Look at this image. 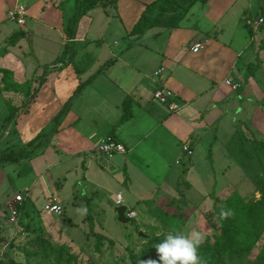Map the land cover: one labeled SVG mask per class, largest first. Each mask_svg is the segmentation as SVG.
Returning a JSON list of instances; mask_svg holds the SVG:
<instances>
[{"label": "crops", "instance_id": "1", "mask_svg": "<svg viewBox=\"0 0 264 264\" xmlns=\"http://www.w3.org/2000/svg\"><path fill=\"white\" fill-rule=\"evenodd\" d=\"M70 1L74 4L67 13L65 6ZM106 1L100 0L83 15L70 36L69 23L77 12V0H39L33 6L16 0L13 7L25 6V19L30 10L38 7L36 18L31 16V29L37 32L40 25L42 35L48 40L63 35L62 52L37 78L34 75L28 78L22 64L13 55V52L18 58L21 54L32 55L36 61L30 29L24 27L26 23L19 24L14 20L19 26L4 32L8 24H4L7 19L3 12H9L12 7L0 9L1 38L8 37L9 41L18 34L10 48L0 51V68L10 69L11 77L19 84L29 82L26 88L11 89V92L30 96L26 102L31 100L25 112L18 111L17 117L13 118L14 132L20 135L18 132L22 129L30 140L40 133H47L36 150L38 155L25 160L36 163L49 151L53 153L55 163L71 160L72 168L63 171L64 179L69 177L71 170L79 168L80 173L73 178V189L77 194L74 195L73 190L71 197L74 206L85 207L83 221L91 215V206L102 199L106 205L110 202L127 206L126 214L136 204L149 199L158 204L165 203L175 193L173 188L178 175L191 171L192 160L208 154L212 161L213 155L221 153L222 142L230 130L231 121L236 118L247 119L250 129L256 131L257 126L260 133H264V121H256L258 112L252 104L264 100V76H259L264 75V46L261 47L264 43L260 42L261 32L247 24L248 18L258 20V7L254 2L200 0L190 8L178 27L155 26L143 35H131L147 5L156 0H128L136 5L134 10L137 12L131 24L126 25L124 35L120 36L125 40L124 44L115 51L114 45L120 44V39L109 41L102 55H93L90 70L78 74L72 67L79 51L99 46L97 36L89 37L88 30L81 28L83 19L89 16L93 23L91 12L101 6L107 14H110L107 8L114 7L123 21L122 0H110L105 4ZM4 2L0 0V4ZM59 18L60 22H57ZM239 22L248 26L250 38L240 51L225 48L232 43L223 44L219 41L221 36L229 25H240ZM196 44L200 46L194 51ZM67 46H70L68 52ZM27 47L30 54L26 53ZM88 56V51L83 54L84 58ZM107 63L109 65L104 67ZM42 78L45 82L41 84ZM81 84L84 85L77 92ZM162 86L174 92L178 110L172 111L167 104L154 98L155 91ZM234 86H239L238 92L232 89ZM36 90L38 92L32 97ZM38 106L43 111L41 118L33 120L28 128H22L24 121L37 113ZM241 113L245 116L241 117ZM240 133L242 137L243 131ZM109 135L115 136L125 150L112 155L101 153L98 146ZM185 146L192 149L191 153H187ZM200 149L203 154L198 153ZM199 163H202L201 159ZM45 170L43 166L37 171L36 177L45 186L38 192L44 195L45 203L50 194L56 193L64 209L57 191H49L53 187L63 188L64 183L61 180L53 185L47 183L43 177ZM37 183L34 181L32 189H36ZM116 189L117 199L112 202L108 192Z\"/></svg>", "mask_w": 264, "mask_h": 264}, {"label": "rangeland", "instance_id": "2", "mask_svg": "<svg viewBox=\"0 0 264 264\" xmlns=\"http://www.w3.org/2000/svg\"><path fill=\"white\" fill-rule=\"evenodd\" d=\"M21 1L33 6L39 0ZM15 2L16 0H5L3 5L0 4V9L12 7L13 10ZM247 2H254L259 8L256 10L258 19L264 18V0H247ZM182 3L185 5L186 1L182 0ZM72 4H74L73 1L66 4L67 13L70 12ZM135 6L128 0H122L123 21L114 7H108L110 14H107L101 6L91 12L94 18L93 23L89 16L83 19L84 23L81 24V28L88 30L89 37L97 36V42L101 47L97 45L94 46L97 48H92L94 51L87 47L79 51L72 67L76 73L90 70L94 60L93 55H102L109 41L115 38L120 39V44L114 45L115 51L124 44L125 40L120 36L126 32V25L131 24V19L137 12L134 10ZM37 8L36 6L33 11H29L24 25L28 31L30 29L29 33L34 39L36 61L32 55L21 54L18 58L13 52L28 78L33 75L37 78L46 66L50 65L62 52L63 35L48 40L42 35L40 25H38L37 32L30 28L33 22L31 16L36 18ZM3 13L7 19L4 24H8L4 32L9 28L19 26L9 17L8 12ZM57 22H60V18ZM239 24H231L225 29L219 41L223 44L224 42L232 43L231 46L226 45L225 48L240 51L245 47L250 38L249 28L242 22ZM57 26H62V24H57ZM257 31L261 32L260 42L264 43V22L259 25ZM7 39L8 37L3 39L0 36V51L5 47L10 48L11 44ZM25 50L26 53H31L28 47ZM87 51L89 56L84 58L83 54ZM262 58L264 64V50ZM260 69L263 70V68ZM3 77L4 74L0 72V156L4 152L22 149V142L30 140L26 138L22 129L18 132L20 135H16L12 117L11 120L5 121L11 113V102L15 107L17 106L19 113L25 112L30 103L26 100L30 96L28 97L23 92L16 93L6 90ZM34 86H36L35 83ZM238 88L239 86L232 89L238 92ZM42 101L39 103L40 107ZM252 104L258 112L256 121H264L263 98ZM40 107L37 108L34 117H29L24 121L22 128L23 126L25 129L28 128L33 120L41 118L43 111ZM240 116L244 117L245 113H241ZM246 120L239 117L231 121L230 130L226 134L225 141L222 142L223 149L220 154L218 153L219 155H213L212 161L209 160L208 154L191 161V171L178 175L173 188L175 193L165 203L158 204L149 199L150 201L138 203L128 210L127 214H133L131 216L134 224H123L117 220L116 204L114 206L108 202L106 205L102 199L99 203L97 202L98 204L92 205L90 212L94 220L95 231L114 240V244L110 243L109 239H103L98 246L97 237L91 233L89 223L83 221L86 214L85 207L72 204L73 178L80 171L79 168H74L69 172L67 179L63 178V171L67 167L72 168L71 160L55 163L54 155L49 151L36 163L23 159L19 162L2 164L0 167V264H155V261L159 262L156 245L169 232L180 231L187 234L197 230L203 234V243L209 241V244L214 245L216 237L222 232L221 223L214 212L219 208L222 209L226 201L239 209L240 222L248 230H251L252 224L247 220L246 217L249 214L246 212H255L258 223L257 227H252V229L260 234V238L255 244L252 241L247 242L245 246L249 251V257L247 255L244 257L252 261L258 258L259 264H264V259H262L264 257V228H262L264 225V148L257 143V140H263L264 133H260L261 130L257 126L256 131L250 129ZM240 130L244 133L242 137L239 136ZM20 138L21 140H18ZM201 149L198 153L203 154ZM199 159L202 163H199ZM43 166L46 169L43 177L47 183L53 185L58 180L64 183L63 188H49L51 192L57 191L64 202V209L60 213L47 210L44 195L38 192L44 190L45 187L44 182L36 177L37 171ZM34 181H38L36 189H32ZM60 182L57 183L58 187ZM117 191L116 189L108 192L112 202L117 199ZM164 192L167 195L168 189ZM73 194H77L76 190ZM214 194L224 202L220 201L216 209L214 208ZM18 196L23 200L21 202L23 211H20L19 222L15 225L8 223L6 214L8 204L13 203ZM257 207H260V212H256ZM110 209L111 211H108ZM199 255L203 264H208L206 255L200 252Z\"/></svg>", "mask_w": 264, "mask_h": 264}, {"label": "trees", "instance_id": "3", "mask_svg": "<svg viewBox=\"0 0 264 264\" xmlns=\"http://www.w3.org/2000/svg\"><path fill=\"white\" fill-rule=\"evenodd\" d=\"M100 0H77L78 9L76 14L73 16L69 23V35L72 36L74 34L75 27L79 21V19L85 15L89 10L93 9ZM115 2L116 0H111V2ZM186 4L182 3V0H156L147 5V8L143 12L141 18L139 19L138 23L134 26L131 31V35H143L148 29L155 27V26H166L169 28H176L178 27L179 23L185 18L187 13L189 12L190 8L200 0H185ZM205 1V0H203ZM110 0L106 1L109 3ZM168 17L166 18V15ZM170 14V15H169ZM18 34H15L12 38L9 39L11 44L15 43L16 37ZM24 33L22 34V36ZM264 44L261 45L263 47ZM70 50V46L66 47V51ZM62 62V61H61ZM109 65L108 63L105 64L104 67ZM0 72L4 74V81H5V89L11 90L16 89L17 87L26 88L29 85V82L24 84H19L16 82L12 77V71L8 68H0ZM8 77V78H7ZM41 80V79H40ZM45 80L42 78L41 84L44 83ZM84 84H81L77 92L81 90ZM38 90L34 91L32 97ZM28 101H31L30 99ZM68 103L65 105V109L68 107ZM18 108H15L11 104V113L9 116L5 118V121H9L12 118L17 117ZM47 133H40L35 138L30 140L26 144H22L23 148L14 151V152H4L0 156V167L4 163L8 162H19L23 159H32L38 155L39 152L36 150L42 145V139L46 136ZM240 133L239 135H241ZM258 144L264 148V141L257 140ZM87 200H91V198H86ZM214 199V208H218V204L223 202L219 197L215 194L213 195ZM261 201V200H260ZM224 203V202H223ZM215 208V209H216ZM20 211L22 209V205L20 206ZM260 207H257L256 212H260ZM218 211L214 212L221 223L222 232L220 236L216 237L214 245L209 244V241L204 242L199 252L201 254H205L207 257L208 264H259L258 258L255 261L246 260L244 256L249 254V251L246 250V244L248 241H252V243H256L259 238L260 234L257 231H253L252 227H257V216L253 211H247L249 215L246 217L247 220L252 224L251 230L242 226L240 222V215L238 214L240 211L234 205L228 203L227 201L224 203L222 209H217ZM230 211L231 215L227 218L221 216V211ZM6 214V213H5ZM7 215V214H6ZM87 221L89 223V229L91 233L97 237V244L98 246L102 243L103 239H109L101 233L95 231L94 221L92 220L91 215H87ZM264 228V225L262 226ZM110 243L114 244V240L109 239ZM264 259V257L262 258ZM230 261V262H228ZM225 262V263H224Z\"/></svg>", "mask_w": 264, "mask_h": 264}, {"label": "built area", "instance_id": "4", "mask_svg": "<svg viewBox=\"0 0 264 264\" xmlns=\"http://www.w3.org/2000/svg\"><path fill=\"white\" fill-rule=\"evenodd\" d=\"M9 17L12 20L17 21L19 24L25 23V15H26V8L23 5H19L13 10H10L8 12ZM263 18L260 19H253L248 18L247 24L254 27L256 30L258 29L259 25L263 22ZM199 44H196V46L193 48L194 51H197L199 48ZM235 87V86H234ZM174 92L169 89L168 87L162 86L158 88L154 93V98L158 100L159 102L163 104H167L172 111H176L179 109L178 104L174 101ZM99 151L104 154L112 155L115 152H120L125 150V146L115 137V136H107L106 139L98 146ZM184 149L187 151V153H191V150L188 146H185ZM120 198V196H119ZM22 198L19 196L16 198L15 201L10 202L8 204V221L9 223L17 225L20 219V206L22 205ZM20 204V205H18ZM46 209L50 210L51 212H57L60 213L63 210V206L61 205V201L59 199V196L56 193H52L47 198L46 203ZM131 216L130 214H128Z\"/></svg>", "mask_w": 264, "mask_h": 264}, {"label": "clouds", "instance_id": "5", "mask_svg": "<svg viewBox=\"0 0 264 264\" xmlns=\"http://www.w3.org/2000/svg\"><path fill=\"white\" fill-rule=\"evenodd\" d=\"M229 215L230 211H221L222 217L227 218ZM203 240V234L197 230L187 234L180 231L169 232L156 245L159 262L155 261V264H203L199 255Z\"/></svg>", "mask_w": 264, "mask_h": 264}, {"label": "water", "instance_id": "6", "mask_svg": "<svg viewBox=\"0 0 264 264\" xmlns=\"http://www.w3.org/2000/svg\"><path fill=\"white\" fill-rule=\"evenodd\" d=\"M127 206L125 205H118L116 206L115 210L117 212V219L123 224L131 223L134 224V219L131 216H127Z\"/></svg>", "mask_w": 264, "mask_h": 264}]
</instances>
